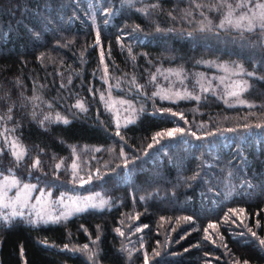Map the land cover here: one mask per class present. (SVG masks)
<instances>
[{
	"label": "trees",
	"instance_id": "obj_1",
	"mask_svg": "<svg viewBox=\"0 0 264 264\" xmlns=\"http://www.w3.org/2000/svg\"><path fill=\"white\" fill-rule=\"evenodd\" d=\"M212 4L0 0V173L15 174L21 186L35 185L53 200L105 201L55 223L32 215L8 226L0 220V264H144L145 254L149 264H264V248L248 231L264 238V127H256L264 121V32H200L201 21L218 24L226 11L217 8L219 0ZM215 64L244 67L246 103L226 102ZM198 79L209 91H201ZM162 89H187L200 99L153 96ZM77 100L87 111L75 107ZM49 113L69 123L41 125ZM170 128L184 132L153 143L156 132ZM13 139L27 149L19 166L9 164ZM37 158L40 166L32 168ZM84 245L95 252L92 259L79 251Z\"/></svg>",
	"mask_w": 264,
	"mask_h": 264
},
{
	"label": "snow or ice",
	"instance_id": "obj_2",
	"mask_svg": "<svg viewBox=\"0 0 264 264\" xmlns=\"http://www.w3.org/2000/svg\"><path fill=\"white\" fill-rule=\"evenodd\" d=\"M155 7V6H153ZM196 7H202V5L197 4ZM218 9H226L221 15V18L219 19L218 24H213L212 21L208 20L207 22L201 21L199 26L200 32H213L214 30H228V29H234L240 33L243 32H253L256 29L261 30V32H264V3H258L253 5L252 8L248 7V4L243 2V0H240V2L235 3L233 5L232 3H228L227 0H224V2L217 5ZM237 9H247L246 11L239 12L237 14ZM107 11V10H106ZM203 15V13H201ZM137 29H139V26H136ZM157 31H160V29L157 27ZM189 36L192 35L191 32L188 33ZM96 45H100V34L97 32L96 34ZM131 51V50H129ZM43 62L45 59V54L41 53V55L37 58ZM101 62H103V53L101 54ZM211 63V62H208ZM218 67H222L225 72H231L232 75L240 76L242 74H245V69L242 65L237 64L235 68H229L228 66L218 65ZM171 71V70H169ZM105 73H107V68H105ZM177 77H180L181 72L177 71L173 73ZM248 76H254V72H247ZM156 77L152 76V80L155 81ZM202 79V78H201ZM183 81L181 80V83ZM197 84L200 85L202 92L209 91V87H205L204 84L201 83V80H197ZM63 86V85H62ZM249 85L247 81H233L230 89L227 91V95L230 97H235L239 101V103H246L244 100H240L239 97L241 93L245 92L248 89ZM153 96H160L161 99H171L173 97L176 98H191L195 100H199V95H194L192 92H188L187 89H185L183 92L180 91H173L172 89H162L160 91L154 92ZM37 97H33L32 99H36ZM101 99L103 100V94L101 95ZM227 102V101H226ZM121 104H131L130 101L122 100L120 101ZM252 106V105H250ZM51 107V105H49ZM75 107L79 108L82 111H87V109L84 106V103L80 100H77ZM12 111V108H8V112L10 113ZM135 111V109H133ZM140 111H143L141 108ZM161 112H171L172 110L169 109H160ZM173 115H181V118H183L182 114L178 113H172ZM35 115V113H33ZM8 119H11V116H8ZM45 121H51V122H60L62 121L64 124H68L69 121L65 116H62L60 113H56L53 117L51 113L44 116V119L40 121L41 125L44 124ZM244 127H250L249 125L245 124ZM256 127H264V121L257 123ZM228 131H234V129H228ZM184 129L182 128H170L162 131H158L155 133V135L152 137L153 143H159L160 139H163L165 136L167 137H173L177 133H183ZM115 134L117 136H120V124L119 120H117L116 123V131ZM193 136H196V133H192ZM197 139H200V137H196ZM121 139L124 138L121 136ZM7 143V137L5 138ZM153 144H149L148 148H152ZM8 150L10 151V154L13 158V161H9V164L15 163L16 166H19L20 163H22L25 160V157L27 156V149L16 139H13L11 143L8 145ZM99 150V149H97ZM5 149L0 148V155L4 153ZM73 154H75V149H73ZM119 156L123 158V164L124 167H128V157L125 154L123 148H121L119 152ZM63 163V162H61ZM0 165H3V161H0ZM40 166V160L39 158L35 159L33 163L31 164L32 168H38ZM61 167V164H57L56 168L59 169ZM119 167V166H118ZM78 165L75 163V161L72 164V175L74 178L78 176ZM8 171L11 173L12 168L9 167ZM99 170H97L98 172ZM31 175V173H29ZM0 176H3V179L0 180V220L3 221V223L8 226L13 223V221L16 220V218H23L25 216V213L23 211L24 208L28 207L31 197V192L33 189H35V185H32L30 183H24L21 187V181L16 177L15 174L12 175H3V173H0ZM98 179L101 177L97 176ZM39 180V177L37 178ZM92 179L91 176H89V180ZM189 179L195 180L196 174H194ZM85 181L81 178V183H84ZM13 189H16L14 196H9L8 193L11 192ZM44 195V192L41 190V197L37 198V203H40L42 197ZM143 199V197H141ZM61 204H63V199L61 198L60 201ZM105 203V201H101L100 204L96 203H90L89 201H85L82 205L78 202H74V208L71 209L72 211H84L88 207H99L102 206ZM229 212L233 213L234 215L238 213H243V209H229ZM69 213L65 212L62 215L67 216ZM38 219H44L43 216H41L40 213H37ZM60 216L51 217L52 222H58ZM163 219V217H162ZM184 220H191L192 217H184ZM30 223H34L31 219H29ZM44 222H47L45 220ZM259 223V222H257ZM144 227H147V225H144ZM209 228L216 229L215 224H209ZM139 230V229H138ZM117 232L120 233V235H124V233L117 228ZM248 231L251 233L252 237H255L258 241V246L264 248V238L259 237L256 232L252 231L251 228L248 229ZM205 232H208V228L205 229ZM243 235V234H241ZM208 238V237H206ZM97 240H99V236H97ZM226 247V245H225ZM64 248L67 249L68 245L65 244ZM73 251H77L76 249H73ZM81 252H86L88 254L89 259H92L95 256V252L92 250H89L88 245H84L82 249H79ZM21 253L23 254V249H21ZM154 256H159L160 253L156 250H153ZM144 264H149V258L147 254H145L144 257ZM234 264H241L239 260L234 261ZM242 264H249L248 260H244Z\"/></svg>",
	"mask_w": 264,
	"mask_h": 264
},
{
	"label": "rangeland",
	"instance_id": "obj_3",
	"mask_svg": "<svg viewBox=\"0 0 264 264\" xmlns=\"http://www.w3.org/2000/svg\"><path fill=\"white\" fill-rule=\"evenodd\" d=\"M208 1H209V5L212 6L213 5L212 4V0H208ZM229 1L231 2V0H229ZM219 2L222 3V2H224V0H219ZM243 2H244V0H243ZM258 3H264V0H256V4H258ZM215 4H216V2H215ZM249 8H252V7H249ZM246 10L247 9H237V14L239 12L246 11ZM218 65H223V66H227V65L226 64H215V65H213V67L218 72V75L216 76V78L220 77L219 82L224 84V88H222V90H221L222 93H224V92L226 93L227 102L235 104L237 106H240L239 104H242V103H239L237 98L228 96L227 95V91L230 89V86H231L233 81H240V79H241L240 76L241 75L240 76H236V75H232L231 72H225L223 70V68L222 67H218ZM228 67L229 68H233L232 66H228ZM241 95H240L239 99L243 100ZM0 180H2V179H0ZM15 192H16V189H13L11 192L8 193V195L9 196H14ZM31 197H32L33 205H32V203L29 202L28 207L24 208L23 211H26L25 209H29L30 208L29 210L32 213L31 214H25V216L26 215H32L36 221H38L40 223H44V224L45 223H55V222H52L51 217L60 216L61 217L59 219V221H60V220H64V219L70 218V217H72L74 215L80 214V213H82V212H84V211H86L88 209H92L93 208V207H88L86 210L79 211V212L72 211L71 209H73L74 206H75L74 202H78L81 205L85 201H89L90 203H96L97 204V201L94 200V199H96V195H89V196H85V197H80V196L62 197L63 204L60 203L61 198H59L58 200H53L51 198L50 193H48V192H44V195H43L40 203H37V198L41 197V192L36 193L35 189H33V191L31 192ZM65 212L69 213L66 217L62 215ZM37 213H40L41 216L44 217V219H38L37 215H36ZM45 220H47V222H44Z\"/></svg>",
	"mask_w": 264,
	"mask_h": 264
}]
</instances>
